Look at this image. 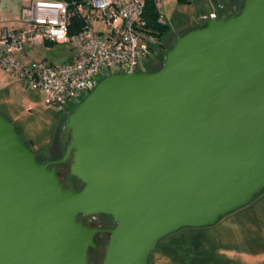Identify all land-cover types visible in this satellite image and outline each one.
Segmentation results:
<instances>
[{"label":"water","instance_id":"water-1","mask_svg":"<svg viewBox=\"0 0 264 264\" xmlns=\"http://www.w3.org/2000/svg\"><path fill=\"white\" fill-rule=\"evenodd\" d=\"M129 66L68 113L60 159L39 163L0 114V264H87L102 234V264H150L164 237L264 190V0L177 37L158 71Z\"/></svg>","mask_w":264,"mask_h":264},{"label":"built area","instance_id":"built-area-1","mask_svg":"<svg viewBox=\"0 0 264 264\" xmlns=\"http://www.w3.org/2000/svg\"><path fill=\"white\" fill-rule=\"evenodd\" d=\"M146 1L24 0L19 27L0 31V67L41 90L46 106L62 111L79 103L111 70L124 73L129 63L126 73L144 71L141 62L160 43L159 31L148 24ZM152 1L159 11L163 0ZM217 17L213 12L208 20ZM156 23L166 24L160 13ZM45 43L67 44L71 60L54 64L18 58L25 45Z\"/></svg>","mask_w":264,"mask_h":264},{"label":"rangeland","instance_id":"rangeland-1","mask_svg":"<svg viewBox=\"0 0 264 264\" xmlns=\"http://www.w3.org/2000/svg\"><path fill=\"white\" fill-rule=\"evenodd\" d=\"M228 5L234 6L237 12L241 0L161 1L159 13L169 28L153 54L141 62L140 68L150 70L156 67L152 72L158 71L163 66L166 50L174 44L177 36L197 28L200 23L207 21L211 13L219 14L221 9ZM169 37L171 39L167 43ZM38 54L45 56L49 63L61 64L70 59L72 52L69 46L64 44L50 46L44 51L39 49ZM0 71L6 72L1 67ZM109 73L114 74L116 70ZM100 79L101 77L97 81ZM2 80L0 75L1 108L4 106L2 101L5 100L1 89ZM26 93L29 96V104L12 107L7 103V110L4 112L0 110V114L12 123L19 140L36 155L39 163L61 158L65 150L61 138L62 127L68 113L73 111L78 103L68 104L59 111L45 105V94L41 90L30 86ZM69 164L70 162L65 166H58L56 171L60 180L65 179L66 188L79 191L82 184L69 176ZM80 220L91 228H106L105 224L110 222L109 219ZM107 240V235L96 237L97 247L89 249L87 264L102 263L104 256L102 245ZM149 263L264 264V190L246 206L227 214L212 226L185 227L164 237L149 255Z\"/></svg>","mask_w":264,"mask_h":264},{"label":"crops","instance_id":"crops-1","mask_svg":"<svg viewBox=\"0 0 264 264\" xmlns=\"http://www.w3.org/2000/svg\"><path fill=\"white\" fill-rule=\"evenodd\" d=\"M23 3L24 0H0V31L6 28L19 27ZM50 46L53 45L47 43L40 46L27 44L24 46L21 54L18 55V58L25 62L33 60L48 61L45 56H40L38 54V50L41 49L44 51ZM71 58L72 54L69 60H71ZM0 75L3 78L1 81L2 95L5 97V100L2 101L4 106L2 108L0 107V110L3 112L7 110L6 105L8 104L12 107L19 106L20 104H29V96L26 93L27 88L30 87L29 83L25 80L17 79L13 75L6 72L4 73L3 71H0ZM13 104H15V106Z\"/></svg>","mask_w":264,"mask_h":264},{"label":"trees","instance_id":"trees-1","mask_svg":"<svg viewBox=\"0 0 264 264\" xmlns=\"http://www.w3.org/2000/svg\"><path fill=\"white\" fill-rule=\"evenodd\" d=\"M65 2H73V1H82V0H64ZM159 16V11L156 9L154 3L152 0L146 1V18L148 21V24H150L153 28L157 29L159 31V42L161 43L162 37L165 36L168 26L165 24L163 26H157V18ZM75 23V21H73ZM74 29L72 28L70 30V34L73 33ZM159 43V45H160ZM158 45V46H159Z\"/></svg>","mask_w":264,"mask_h":264},{"label":"flooded vegetation","instance_id":"flooded-vegetation-1","mask_svg":"<svg viewBox=\"0 0 264 264\" xmlns=\"http://www.w3.org/2000/svg\"><path fill=\"white\" fill-rule=\"evenodd\" d=\"M235 12V7L234 6H231V5H228L227 7H223L222 9H221V11H220V13L219 14H217L218 16H221V15H227V16H230V15H232L233 13ZM207 20H208V18H207ZM204 22H202V23H200L198 26H197V28L198 27H200L202 24H203ZM177 37H179V36H177ZM177 37H176V39H177ZM169 39H171L170 37L168 38V42L167 43H169L170 41H169ZM175 39V40H176ZM149 68H151V67H149ZM155 68L156 67H152L150 70L149 69H144V71H154L155 70ZM65 151V150H64ZM64 154V153H63ZM63 156V155H62ZM61 156V157H62ZM60 159V158H59ZM51 160H57V159H51ZM51 160H49V161H51ZM46 162H48V161H46ZM46 162H44V163H46ZM68 163V162H67ZM67 163H65V164H62V166H65ZM41 164H43V163H41ZM58 166H61V165H57V166H54L55 167V169L58 167ZM69 168V167H68ZM58 173V172H57ZM62 180H64V179H62ZM82 189V188H81ZM80 189V190H81ZM79 190V191H80ZM75 191V190H74ZM76 192H78V191H76ZM77 219H109L110 220V222L107 224H105L106 225V228H112V226H113V220H112V217H110V216H107V215H94V216H87V217H84V216H78L77 217ZM81 221V220H80ZM106 228H104V229H106ZM102 235H107L108 237H109V234H102ZM102 264V263H101Z\"/></svg>","mask_w":264,"mask_h":264}]
</instances>
